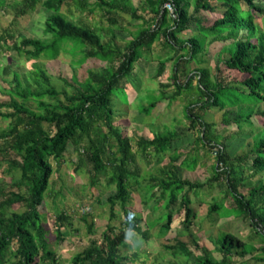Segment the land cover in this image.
Returning <instances> with one entry per match:
<instances>
[{"label": "trees", "instance_id": "trees-1", "mask_svg": "<svg viewBox=\"0 0 264 264\" xmlns=\"http://www.w3.org/2000/svg\"><path fill=\"white\" fill-rule=\"evenodd\" d=\"M6 1L0 0V10L6 6ZM23 1L17 9V17L36 11L43 0ZM146 1L152 7L154 18H144L130 0L124 4L119 0H45L43 6L48 14L44 37H24L17 42L14 40L17 30L10 26L0 33V51H8L11 49L10 42H15L12 49L32 61L43 57L57 59L65 53L73 58L80 57L75 61L77 65L91 60L102 63L97 71L89 70L82 81L77 76L66 81L74 87L72 94L58 91L52 84V76L40 67L28 73L29 87H24L19 72H12L14 84L6 88L5 97L0 99V117L9 120L10 124L0 132V141L6 140L8 144L3 148L0 146V161L7 160L8 170L18 169L22 174L18 181L13 180L10 186L0 191V212L16 205L24 206L25 210L10 218L0 214V264H59L56 252L49 248L42 209L56 172L52 161L61 167L70 145L79 155L74 172L86 167L92 186L97 185L101 174H104L107 184L116 189V194L108 198L110 221L120 222V225L108 223L101 240L94 241L75 255L71 264L134 263L138 254H134L133 258L121 254L128 231L149 242L153 238L151 231L157 227H161L157 229L162 237L172 232L175 219H180L179 224L189 231L197 217L193 197L205 189H213L220 182H227L226 198L231 197L232 203L229 208L224 204L225 200L216 201L209 206V214L220 213L223 208L228 211L229 208L235 214L246 217L254 233L259 237L263 235L261 241L264 245V178L253 184L245 177L248 168L255 175L264 172V111L260 109V105L264 104V31L255 22L258 15L263 16L264 2ZM72 2L82 13L87 10L102 12L114 29H126L122 13L128 11L133 19L142 23L138 24L130 40L121 43L114 29L107 30L110 34L105 38L102 27L87 26L82 20L76 22L69 19L63 13V6ZM167 4L173 6L172 15ZM190 9L193 10L191 14ZM194 27H197L198 35L183 42L178 39V33ZM157 41H164L168 51L172 52L168 59L173 60L174 65L170 83L167 84L175 87L171 99L184 95L196 97V101L184 107V116L189 120L190 127L198 130L197 143L211 153L213 149L217 150L212 177L206 180L181 177L177 164L193 170L199 163L198 156L187 154L184 157L185 154L175 152L170 155V163L162 167V176H153L150 184L142 186L138 156L148 159L149 165L153 158L161 161L173 150L174 142L181 136L166 130L152 137L139 136L134 140L135 149L134 141L116 122L117 100L114 95L122 88L128 91L136 65L145 53H150ZM220 42L226 45L221 49L222 57L214 68L197 67L182 79L181 68L186 63H198L197 57L206 51L207 44ZM167 62L163 60L160 73ZM10 69V65L6 66L5 74ZM195 78L197 83L193 86ZM162 100H165L163 94L143 107L141 114L153 116ZM32 104L37 106V110ZM3 108L7 112H3ZM212 109L224 111L222 125L236 126L237 135L244 132L253 135L254 144L250 153L232 156L226 151L224 145L233 136L222 139L214 123L204 120ZM256 121L263 127L254 126ZM5 152L11 153L10 157H4ZM241 187L247 189V196L240 191ZM135 188H141L146 197L143 205L146 208H142L144 212L130 209ZM151 201L155 204L148 207ZM177 205L180 207L178 210ZM119 213L122 221L118 218ZM153 216L158 218L156 227L149 224ZM70 218L64 211L56 214L54 227L59 243L64 241L66 233L63 230L71 224ZM88 233L93 234L91 225ZM217 241L223 257L217 260L196 245L200 257L195 264H233L234 258L250 256L256 250L253 246L247 248L251 244L233 233H223ZM13 245L15 259L11 260L9 250ZM168 249L175 256L178 253L187 258L195 255L194 250L182 241ZM261 251L258 259L264 262V246Z\"/></svg>", "mask_w": 264, "mask_h": 264}, {"label": "rangeland", "instance_id": "rangeland-1", "mask_svg": "<svg viewBox=\"0 0 264 264\" xmlns=\"http://www.w3.org/2000/svg\"><path fill=\"white\" fill-rule=\"evenodd\" d=\"M44 1L37 6L36 11L24 17H17V9L24 1L7 0L6 6L0 10V33L4 28L10 26L17 30L14 36V40L17 42L24 37H44L43 30L48 14L43 6ZM119 2L124 4L126 0H119ZM130 3L139 9L138 13L143 15L144 18L151 19L155 17L152 7L146 0H130ZM171 9L169 10L172 15L174 11L173 6ZM192 12L193 10L190 9V14ZM63 13L69 19L76 22L82 20V23L87 26L102 27L104 29L102 33L105 38L110 34L107 30L114 29L109 21L103 17L102 12L96 10L94 13H91L90 10H87L82 13L73 2L63 6ZM122 16V23L126 29H114V32L119 42L124 43V41L132 38V33L137 30L138 24L142 23V21L133 19L129 11L122 13ZM255 22L264 31V11L263 16L258 15ZM198 34L197 27H194L191 30L178 33L177 37L183 42ZM14 43L10 42L11 49L8 51H0V99L5 97L6 88L8 89L14 84L12 72H19L24 87H29V81H27L28 73L35 71V67H40L52 76V84L58 91H67L69 94H72L74 87L68 85L66 81H71L75 76L82 81L87 77L89 70L97 71L102 66V63L93 60L82 65H77L75 61L80 57L73 58V56L65 53H61L57 59L43 57L37 61H32L26 56H21L15 49H12ZM225 45L226 43L224 42L213 45L207 44L206 51L197 57L198 63H186L181 68L180 75L182 79L192 74L197 67L214 68L220 61L219 58L222 57L221 49ZM169 53L172 52L168 51L164 45V41H157L150 50V53H145V56L136 65V70L131 77L133 83L128 91L122 88L114 95L115 100H117V102L115 101L117 109L116 122L133 141H136V138L138 139L139 136L146 135L152 137L155 133H163L165 130V132H177L181 136L180 139L174 142L173 150L166 157L162 158L161 161L153 158L151 159L152 164L149 165L147 163L148 159H145L141 155L138 156L139 167L141 169L140 183H142V186L150 184V179L153 176H162V167L166 163H170L171 153H182L183 155L185 154L184 157L187 154L189 156H198L199 163L193 170L182 166L181 163L177 164L178 174L181 177L190 176L193 179L206 180L212 177L211 169L216 162V149H213L211 153L210 150L203 149L202 145L197 143L198 130L190 127V122L183 113L184 107L190 104V102L196 101V97L194 95H184L182 98L171 99L175 87L173 85L169 87L167 84L170 83L172 77L174 61L168 59ZM4 56L7 57L3 59ZM163 60L164 62L168 60V62L165 65L164 71L160 73ZM8 65H10L11 69L8 74H5V67ZM193 82V86H196L197 78L193 79ZM162 94L165 100L161 101L156 112L152 114L153 116L141 114L143 107L148 106L152 101L158 100ZM32 106L37 110L35 104H32ZM260 106V109L264 111V104L262 103ZM2 111L7 112V109L3 108ZM223 112L219 109H212V111L207 112L204 120L214 123L215 129L222 135V139L227 136L234 137L231 140L229 139V141L227 140L224 145L226 151L232 156L250 153L254 144L253 135L245 132L237 135L239 131H237L236 126H223ZM9 125V120L0 117V132L7 129ZM256 125L263 127L258 123L254 124V126ZM135 141L134 145L136 149ZM7 145L6 140L0 141L1 148ZM10 155L11 153L5 152L4 157H10ZM78 156V152H76L74 146L70 145L68 153L65 156V162L61 167L55 161H52L56 172L51 179V192L48 193L46 205L42 209V212L45 214L44 226L48 231L47 238L50 240L49 248L56 252L59 264H71V260L75 255L93 244L94 241L99 242L101 234L108 223L120 225V222H116V220L110 221L111 211L108 198L116 194V189L107 184L104 174H101L99 183L92 186L90 173L86 167L83 170L74 172ZM7 162L5 159L0 161V191L10 186L13 180L15 182L18 181L22 174L21 170L18 169L13 171L8 170ZM236 172L239 175L241 174L237 168ZM263 174L264 172H260L255 175V172L248 168L245 172V177L254 184L261 177L264 178ZM234 176L236 175L234 174ZM228 187L227 182H220L213 189H205L203 193L193 197V208L197 217L189 231L179 224L180 219H175L172 232H169L164 237L159 235L157 229L159 227L153 229L151 231L153 238L149 242L132 235L128 231L126 240L121 246V254L131 258H133L134 254H138V260L132 264H195L200 257V252L195 246L199 245L215 259L220 260L223 254L219 251L217 240L221 234L228 232L237 235L251 244L247 248L254 247L256 249L252 251L250 256L234 258L233 264H264L263 261L258 259L264 246L261 241V236L263 235L259 233V237L254 233V228L251 226L249 219L235 214L229 209L232 198H226ZM240 191L247 196L246 188L241 187ZM145 200L146 197L143 190L135 188L132 194L130 209L134 212H144L142 208H146L143 206ZM220 200H225L224 204L229 207L228 211L226 208H223L220 213L214 212L213 214H209V206ZM154 204L155 202L151 201L148 207ZM176 208L178 210L180 207L177 205ZM24 210V206L16 205L13 208L0 212V214L6 218H10L13 214H21ZM62 211L71 217V224L63 230L66 233L64 234V241L63 243H59L54 226L56 214ZM120 215L119 213L118 218L122 221L123 217L120 218ZM149 224L151 226L158 225V218L156 219V216H153ZM90 225L92 226L93 234L88 233ZM179 241L186 242L194 250L195 255L192 258H187L185 255L179 253V255L175 256L171 253L168 247L177 246ZM14 252L15 246L13 245L9 250L11 260L15 259Z\"/></svg>", "mask_w": 264, "mask_h": 264}, {"label": "built area", "instance_id": "built-area-1", "mask_svg": "<svg viewBox=\"0 0 264 264\" xmlns=\"http://www.w3.org/2000/svg\"><path fill=\"white\" fill-rule=\"evenodd\" d=\"M166 7H167L168 9L172 10V9H171V8H172V5H171V4H167ZM172 13H173V12H172ZM216 151H217V150H216Z\"/></svg>", "mask_w": 264, "mask_h": 264}]
</instances>
